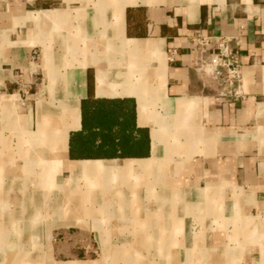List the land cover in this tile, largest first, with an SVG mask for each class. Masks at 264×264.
<instances>
[{"label": "crops", "instance_id": "1", "mask_svg": "<svg viewBox=\"0 0 264 264\" xmlns=\"http://www.w3.org/2000/svg\"><path fill=\"white\" fill-rule=\"evenodd\" d=\"M0 264H264V0H0Z\"/></svg>", "mask_w": 264, "mask_h": 264}, {"label": "built area", "instance_id": "2", "mask_svg": "<svg viewBox=\"0 0 264 264\" xmlns=\"http://www.w3.org/2000/svg\"><path fill=\"white\" fill-rule=\"evenodd\" d=\"M193 48L198 53V70L218 76L225 71V83L229 87H237L242 81L241 62L238 53L232 47V39L219 36H205L198 32L193 37ZM230 93H222L227 96ZM237 96L239 92H234Z\"/></svg>", "mask_w": 264, "mask_h": 264}, {"label": "trees", "instance_id": "3", "mask_svg": "<svg viewBox=\"0 0 264 264\" xmlns=\"http://www.w3.org/2000/svg\"><path fill=\"white\" fill-rule=\"evenodd\" d=\"M83 111H84V105H83ZM85 120V119H84ZM73 154V153H72Z\"/></svg>", "mask_w": 264, "mask_h": 264}]
</instances>
